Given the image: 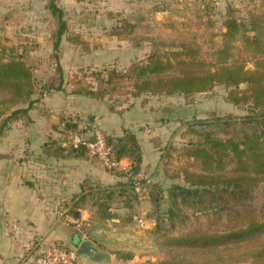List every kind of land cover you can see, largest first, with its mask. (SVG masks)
Returning <instances> with one entry per match:
<instances>
[{"label":"rangeland","instance_id":"374dc122","mask_svg":"<svg viewBox=\"0 0 264 264\" xmlns=\"http://www.w3.org/2000/svg\"><path fill=\"white\" fill-rule=\"evenodd\" d=\"M2 1L0 21L2 15L5 18L3 24L0 22V56L3 59L14 56L25 62L31 71L32 93L19 97L14 92L13 80H0V168L31 165L27 163V155L18 150L16 129L20 126L16 124L31 123L36 113L34 106L48 93L81 99L74 104L78 112L59 116L56 126L53 125L56 136L46 143L54 144L48 148L55 152L63 145L68 152L89 158L83 147L73 149L69 146V136L89 137L92 131L99 130L108 137L101 124H94L95 118L106 108L121 111L146 97L150 113L157 115L162 107V119L168 120L167 126L159 131L160 135L152 138L159 152V174L150 182L140 177L131 178L129 174L123 182L139 186L148 193L149 201L138 203L135 195L130 210L122 205L119 207L121 198L115 199L110 205L116 216L100 221L94 212L96 208L89 200H84L82 204L90 216L80 223L78 231L74 230L89 236L98 247L100 258L79 256L74 264H144L146 261L155 264H249L252 259L249 251L263 252L260 256L264 260V233L225 247H183L165 242L167 235L178 231L170 229V222L164 220L168 208L167 188L173 183H183L182 168L200 169L199 162L187 155L185 149L202 141L206 133L222 136L217 128L222 127L223 121L231 120L232 125H239L238 120L249 113V103H234L230 96L232 87L222 84L188 95L142 93L133 96L132 80L124 76L134 64L147 60L152 54L166 55L180 50L182 43L196 49V59L214 62L228 18L244 22L247 28L231 40L229 59H237L251 69L255 56L243 36L255 33L248 29L247 23L252 19L264 23V0H167L171 12L168 20L158 23L151 17L152 22L146 24L143 20L131 24L129 14L119 10L122 4L118 0H52L60 13L50 10L51 0H41L34 7L33 0H6L7 6ZM153 5L159 2L154 0ZM113 7L119 9L113 11ZM41 8L50 12L40 14L37 11ZM258 29L264 38V28ZM48 40L50 43L44 44ZM178 69L177 66L168 73H177ZM245 87V83L238 84L239 89ZM87 98L96 99L97 104H89ZM54 101L55 106L62 102ZM190 125L199 133L191 132ZM234 130L238 137V127ZM91 160L105 167L96 159ZM84 186L87 189L91 185ZM129 189L125 188L127 195H131ZM249 201L255 216L264 218L263 184L253 188ZM75 208L76 205L72 207ZM121 217L131 220L125 222ZM209 221L202 219V226H207ZM190 222H195L194 217L182 227L190 226ZM76 243L61 241L58 244L75 249Z\"/></svg>","mask_w":264,"mask_h":264},{"label":"trees","instance_id":"16d2710c","mask_svg":"<svg viewBox=\"0 0 264 264\" xmlns=\"http://www.w3.org/2000/svg\"><path fill=\"white\" fill-rule=\"evenodd\" d=\"M49 8L60 13L52 0ZM247 24L248 29L255 31L253 35L243 36L255 56L251 69L237 59H229L231 40L247 28L244 22L228 18L222 33L223 42L215 51L214 62L196 59V49L182 43L180 50L166 55L152 54L147 60L134 64L124 75L132 80L133 96L142 93L188 95L222 84L232 87L230 96L234 103L248 102L250 105L249 113L238 120L239 125H232L231 120L223 121L222 127L217 128L218 132L222 131V136L206 133L202 141L185 149L187 155L199 162L200 169L182 168L180 177L183 183H173L167 188L168 208L164 212V220L170 222V229L178 230L176 234L165 237L167 245L225 247L264 233V218L255 216L249 201L253 188L259 184H263L264 195V38L259 35L258 29L264 28V23L252 19ZM60 34L61 28L58 36ZM177 66V73H168ZM0 80H13L14 92L19 97L32 93L31 71L18 57L3 59L0 56ZM239 83H245L246 87L239 89ZM191 125L190 131L199 133ZM236 127L238 137L234 133ZM106 140L112 149V159L128 158L131 175L136 174L140 168L141 151L134 134L124 131L123 136L108 135ZM125 188H130L131 195L124 192ZM135 195L134 184L122 182L90 188L81 198L89 200L96 208V218L104 221L115 215L110 205L114 198H121V205L131 210V199ZM71 211L74 216L78 215L77 211ZM191 217L195 222L183 228L182 225ZM204 218L210 219L205 227L202 226ZM121 220L126 222L131 219L121 217ZM262 253L249 251L252 255L249 264H264L260 256ZM144 264L155 263L146 261Z\"/></svg>","mask_w":264,"mask_h":264},{"label":"crops","instance_id":"0c3cea01","mask_svg":"<svg viewBox=\"0 0 264 264\" xmlns=\"http://www.w3.org/2000/svg\"><path fill=\"white\" fill-rule=\"evenodd\" d=\"M118 1L122 4L120 9L113 7L111 10H125L131 24L142 23V20L144 24L152 22L151 17H155V22H164L171 14L167 0H156L159 5L155 7L154 0ZM40 2L33 0L32 6ZM2 3L7 6L6 0ZM47 11L50 12L47 8H41L37 12L42 14ZM4 18L5 15H2L1 24ZM47 43L50 40L44 44ZM56 99L62 102L55 106ZM145 99L121 111L113 112L106 108L95 118L94 124H101L103 131L113 137L123 136L124 131L134 134L140 147L141 161L138 172L131 175V178L140 177L144 182H150L160 172L157 167L158 147L152 138L155 134L160 135L159 131L167 126L168 120L162 119V107L157 115H152ZM79 100V97L77 99L62 93L45 94L40 103L34 106L36 113L31 117L32 122L20 121L23 123L16 124L20 126L16 129V140L20 145L18 150L27 155V163L31 165L0 168V264H32L31 253L40 243L62 241L73 245L83 236L89 238L77 232L80 223L90 216L85 204H82L85 203L81 201L82 194L96 186L122 183L125 175L131 174L126 168L130 163L126 157L121 158L114 168L108 169L89 158L68 152L63 145H60L61 149L57 152L48 148L54 145L46 142H52L56 136L54 124L58 117L78 112L74 104ZM85 100L89 104H97L96 99ZM87 184L91 186L85 189L84 185ZM134 191L138 203L149 201L148 193L140 190L139 186L134 185ZM75 205L77 208L72 209ZM118 205L120 207L121 203ZM71 210H76L78 215L74 216Z\"/></svg>","mask_w":264,"mask_h":264},{"label":"built area","instance_id":"2783aa9c","mask_svg":"<svg viewBox=\"0 0 264 264\" xmlns=\"http://www.w3.org/2000/svg\"><path fill=\"white\" fill-rule=\"evenodd\" d=\"M68 144L71 148L83 147L89 158L96 159L108 169L114 168L118 162L112 159L111 146L99 130L92 131L89 137L71 135ZM126 168L129 170V165ZM78 257L74 248L67 249L53 242L40 243L33 249L32 264H74Z\"/></svg>","mask_w":264,"mask_h":264},{"label":"water","instance_id":"95a60500","mask_svg":"<svg viewBox=\"0 0 264 264\" xmlns=\"http://www.w3.org/2000/svg\"><path fill=\"white\" fill-rule=\"evenodd\" d=\"M75 252L78 256L88 257L93 260L100 258V251L96 244L85 236L76 243Z\"/></svg>","mask_w":264,"mask_h":264}]
</instances>
